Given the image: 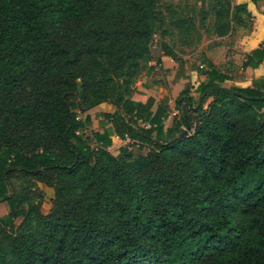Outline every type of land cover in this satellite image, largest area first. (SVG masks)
<instances>
[{
    "label": "trees",
    "instance_id": "1",
    "mask_svg": "<svg viewBox=\"0 0 264 264\" xmlns=\"http://www.w3.org/2000/svg\"><path fill=\"white\" fill-rule=\"evenodd\" d=\"M160 1L0 0V264H264V77L207 60L164 127L169 98L132 99L134 79L176 59L156 29L193 22ZM209 9L218 37L251 26L245 2ZM262 62L264 42L240 67ZM111 133L132 142L113 155Z\"/></svg>",
    "mask_w": 264,
    "mask_h": 264
},
{
    "label": "rangeland",
    "instance_id": "2",
    "mask_svg": "<svg viewBox=\"0 0 264 264\" xmlns=\"http://www.w3.org/2000/svg\"><path fill=\"white\" fill-rule=\"evenodd\" d=\"M243 1L249 2L251 0H232L233 3ZM210 2L211 0H204L203 2L199 0L160 1L159 7L164 14L167 6L172 7L180 12L181 15L191 18L193 28L188 33H180L175 29H171L170 34L162 32L165 25L156 29L152 49L156 53H160V42L164 41L173 50L176 59L170 58L169 64L164 65V63H161L157 65L156 73L153 76L148 75L145 71L154 61H145L140 74L134 79L135 92L132 95L137 93L144 96H147V94L156 96L160 94L161 97L167 96L172 100L170 113L173 116V112L177 111L175 100L181 90L188 87L189 94L197 98L195 88L202 82V78L205 77L201 74V70L205 68L207 60H210L217 68L231 75L232 81L228 84L244 85L249 81V75L244 73L240 67L244 53L238 45L239 41L248 35L254 26L255 33L257 32L258 20L254 15L249 28L236 27L231 34L218 37L212 30L213 14L209 9ZM255 9L264 11V0H259L255 4ZM254 12L256 11L254 10ZM164 66L168 67L164 68ZM175 75H177L178 79H174ZM142 88L147 89V91ZM92 115H94V118L97 116L95 113H92ZM96 129H99L97 120L92 121L91 126L84 131L85 137L88 138L91 146L95 145L93 133L96 132ZM121 145L122 143H119V141L115 142L114 146L110 148V153L113 155L117 154ZM40 188L45 194L41 209L46 212L50 205L49 198L52 191L42 185ZM5 213V204L1 202L0 217Z\"/></svg>",
    "mask_w": 264,
    "mask_h": 264
},
{
    "label": "crops",
    "instance_id": "3",
    "mask_svg": "<svg viewBox=\"0 0 264 264\" xmlns=\"http://www.w3.org/2000/svg\"><path fill=\"white\" fill-rule=\"evenodd\" d=\"M243 2H245L247 4V8L251 12L252 16H254V15L256 16V19L258 20V24H259V26L257 27L256 33H255V28H254L255 26H254L252 28V31L248 35L244 36L239 41L238 46L242 49V51L245 55L246 53H249L252 49H254L255 47L259 46L260 44H262L264 42V14H263V10H256L255 9V4L252 1H249V2L243 1ZM238 3H241V2H238ZM254 10L256 12H254ZM169 60H170V57L165 56V55L161 56V63H164V65L169 64ZM243 60H244V57H243ZM166 67H168V66H164V68H166ZM243 72L246 73L247 75H249V81H247L246 84H250L252 79L264 77V62H262L256 68L246 67L243 70ZM205 79H206V77L202 78V81H204ZM149 87H150V85H149ZM142 89H144V91H147V89H145V88H142ZM149 96L154 98L153 110H155L159 100L162 98L160 94H157V96L154 94H147V96H144V95L136 93V95H132V99L137 100V101H145L147 99V97H149ZM171 102H172V100L168 99L170 111H171V107H172ZM113 110H114V107L112 105H110L108 103H100V104L92 107L91 109H89V111H87V113L91 117V122L97 120V126H99V129H96L95 131L102 132L104 128H111V124L107 123V121L104 118H102L101 116H98L97 114L99 112H112ZM91 111H93V112H91ZM92 113H95L97 115V116H95L96 119L94 118V115H92ZM172 118H173L172 114L169 113V115L163 121L164 127H168L171 125ZM100 122L105 124L104 127L99 124ZM94 126H95V124H94ZM110 138H111L112 143L108 147L109 151H110V148L114 146L115 142L119 141V143H122V145L124 143V140L120 139L114 133H111Z\"/></svg>",
    "mask_w": 264,
    "mask_h": 264
},
{
    "label": "built area",
    "instance_id": "4",
    "mask_svg": "<svg viewBox=\"0 0 264 264\" xmlns=\"http://www.w3.org/2000/svg\"><path fill=\"white\" fill-rule=\"evenodd\" d=\"M175 114H177V111L173 112V115H175ZM143 125L149 126V124H143ZM123 140H124L123 145H127L128 143L132 142V140L128 136H126L125 139H123Z\"/></svg>",
    "mask_w": 264,
    "mask_h": 264
},
{
    "label": "water",
    "instance_id": "5",
    "mask_svg": "<svg viewBox=\"0 0 264 264\" xmlns=\"http://www.w3.org/2000/svg\"><path fill=\"white\" fill-rule=\"evenodd\" d=\"M184 134H185V131H182V132L180 133V136H181V135H184Z\"/></svg>",
    "mask_w": 264,
    "mask_h": 264
}]
</instances>
